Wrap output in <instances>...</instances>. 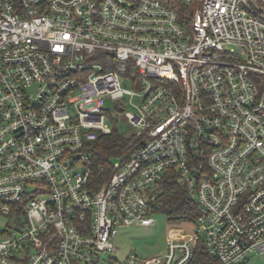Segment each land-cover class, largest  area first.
Segmentation results:
<instances>
[{"label": "built area", "instance_id": "1", "mask_svg": "<svg viewBox=\"0 0 264 264\" xmlns=\"http://www.w3.org/2000/svg\"><path fill=\"white\" fill-rule=\"evenodd\" d=\"M181 1L189 29L164 0H0V213L16 221L0 264L264 254V0ZM107 98L128 100L142 144L96 189L88 147L114 130ZM170 173L194 230L172 229L161 255L104 261L121 228L154 224Z\"/></svg>", "mask_w": 264, "mask_h": 264}, {"label": "trees", "instance_id": "2", "mask_svg": "<svg viewBox=\"0 0 264 264\" xmlns=\"http://www.w3.org/2000/svg\"><path fill=\"white\" fill-rule=\"evenodd\" d=\"M164 1H170L173 4L179 14L181 25L189 29L191 7L186 6L181 0ZM141 144V138L126 137L115 129L112 134L102 136L97 141L90 143L88 151L94 162L92 187L97 189L108 181L114 172V163L123 155L133 152ZM171 174L167 175L158 187L159 212L164 214L169 221H194L196 209L188 200V192L185 187L175 181V177ZM21 210L18 209V213ZM194 264H217V262L209 256L203 245H200L196 250Z\"/></svg>", "mask_w": 264, "mask_h": 264}, {"label": "rangeland", "instance_id": "3", "mask_svg": "<svg viewBox=\"0 0 264 264\" xmlns=\"http://www.w3.org/2000/svg\"><path fill=\"white\" fill-rule=\"evenodd\" d=\"M129 88L132 87L129 86ZM133 90L136 92H143L139 88H134ZM121 107L127 110L131 108L128 104V100H120L117 102L107 98V123L119 133L129 137L135 130L126 118L125 112L120 110ZM148 193L150 196L152 193H157V191L151 189ZM152 218L154 224L150 227L135 225L121 228L114 240L116 251L103 253L101 258L104 261H124L133 250H135L142 259L161 255L167 250L168 235L172 229H182L190 233L195 228V220L188 222L169 221L167 217L160 212L153 214ZM15 225V219L3 216L0 213V232H4L7 228L15 229ZM246 264H264V254H252Z\"/></svg>", "mask_w": 264, "mask_h": 264}]
</instances>
